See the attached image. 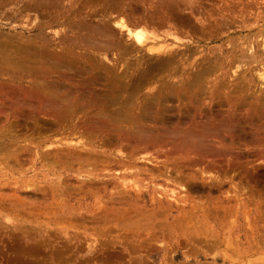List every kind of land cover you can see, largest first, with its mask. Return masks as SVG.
<instances>
[{"label":"rangeland","instance_id":"rangeland-1","mask_svg":"<svg viewBox=\"0 0 264 264\" xmlns=\"http://www.w3.org/2000/svg\"><path fill=\"white\" fill-rule=\"evenodd\" d=\"M50 1H48L49 4H46L48 5L46 9L37 5L46 3L47 0L0 1L2 3H0L2 39H6L9 42L8 45L16 46L22 44L26 38L28 40L33 35L42 33L40 35L46 38L56 39L57 50L64 48L69 52L68 56H71L72 59L77 58L76 62L83 60L90 63L95 62L100 67L104 65V68L105 65L116 67L115 56L119 53L117 50L113 49L107 55L106 50L100 48L101 50L98 52L103 56L107 55L108 61H106L101 55L99 57L93 55L89 58L84 56L87 54L88 48L84 50L81 46L88 41H92L94 44L99 42V38L95 39L93 34L92 37H88L90 34H86L85 31L88 32L92 27L94 28L102 18H110V22L108 19L107 23L111 28L115 26L113 22L122 18L131 30L143 32L145 40L141 39V41L144 42L146 49L155 47L157 53L151 55L153 56L151 60L154 62L155 59L162 58L164 53H161L165 48L170 46L175 49L181 46L176 49L184 51L185 54L187 51L183 49L197 51L192 56V62L188 59L189 63L196 61L195 64L200 66L204 64L205 66L208 65V61L204 60L205 57H212L211 60L216 59L220 48H229L227 44L233 40H236L237 44L243 43L244 36L254 39L255 50L264 58L263 47H260V42L262 44L264 40V0H146V2L145 0H56L57 2L52 0L57 4L50 3ZM106 2L107 4H105ZM32 3H34L33 8ZM22 5H26L24 7L30 5L31 7H29L34 10L32 11L28 7L26 10ZM155 5L157 6L155 7ZM157 14L160 15L161 20ZM157 16L160 21L157 25L162 26L159 28L157 25L152 26L154 22L158 21ZM220 17H224L226 20ZM142 18L143 20L144 18L150 19L148 21L145 19L148 23H152L150 27ZM222 21L224 22L220 24ZM42 24L44 25L42 26ZM79 24L83 27L79 28ZM222 25L225 27L222 28ZM36 26L38 29L35 28ZM218 27L221 28L218 29ZM226 27L228 30L225 29ZM174 30L176 32H173ZM39 31L40 33L36 34ZM250 31L255 35L254 33L252 35ZM168 32L174 37L173 39L169 34L166 35ZM119 33H121L120 40L125 43L122 46L127 45L126 42L131 43L132 39L124 35L125 31L120 30ZM152 34L159 35L156 37L157 41L156 39L152 41ZM119 42L117 40L118 44L122 43ZM145 48L142 50L143 53L140 52L142 57L146 58ZM141 54L135 53L132 56H127L124 61L118 59L120 65L119 67L117 65L118 70H121L124 66L121 67V65L126 60L128 61L125 62L126 64L134 65L136 60L138 63ZM202 55L205 56L202 58ZM215 66L216 60L214 61V70L205 78L206 82H216L218 73H216ZM239 67L241 68L239 69ZM239 67L234 66L229 69L226 83L235 82L246 85L247 81L258 82V89L260 87L262 89L264 83L259 76L260 73H264L263 61ZM235 68L239 71L237 72ZM242 72L245 76L240 79L238 78L241 76L239 73ZM234 87L237 88L235 85ZM147 91L148 88L142 90L141 94H145ZM205 101L203 107H207L208 99ZM206 107L201 109L202 112L207 110ZM198 111L196 107V112L198 113ZM174 112L176 111L174 110ZM26 116L24 114V118H27ZM84 118L74 120L79 124L80 121H84ZM28 120L26 123L23 121L18 124L12 121L9 122L12 125L8 126H5V122L2 123L3 119L0 120V151L2 149L0 152V264H264L263 144H261L262 147L243 145L247 148L242 147L240 143L228 144L226 150L229 147L231 149L232 146L235 148L229 149L231 152L226 154L228 155L227 161L226 155H224L223 158L212 157L216 160L211 158L213 161L209 162L214 163L219 172L220 176L218 180H215L216 168L205 169L202 173L199 167H186V164L178 161L179 164L174 162L168 165L169 169L166 170L159 163V160L164 157L161 152L155 153L153 150H149V154H147L148 150H137L133 152L136 157L131 156L133 153L126 148H121L122 152H119V145L111 144L112 146L104 147L105 144L101 142V139L102 141L105 139L101 136L93 137L91 147L88 146V149H85L80 145L82 140L79 136H69L67 132L64 134L65 130L61 129H58L57 132V130L55 131L56 127L52 130L48 128L49 130L38 135L35 130L36 126ZM42 121L48 122L45 119ZM29 125H31L30 129ZM69 125L66 124V126ZM4 127L6 131L13 130L12 133L10 131L2 132ZM16 131L19 132V136ZM49 132L50 134H47ZM20 133L24 134L20 135ZM58 133L63 134L62 137ZM261 137L263 135L258 138ZM23 140H26V143ZM59 140L62 142L60 143ZM36 141H40L41 144L40 142L37 144ZM95 141L98 142L96 145ZM8 142L13 143L10 145ZM67 142L68 147L66 146ZM237 144L243 149L237 148ZM71 146L76 151L81 147L83 150L85 149L84 151L80 150L83 155H80V151L77 154L73 153L75 151L73 149V152L70 151ZM65 147L69 149L66 150ZM12 149H17V151ZM61 149H64L63 153ZM245 149L246 151H244ZM232 150L234 153L240 154L237 156ZM7 151H11L12 154ZM254 151H260V154L257 152L259 156L255 155ZM98 152L99 154H97ZM120 153L123 154L120 155ZM230 153H233L231 156L234 160L231 159ZM251 154L252 156H250ZM88 155L89 158H87ZM2 156L5 158L2 159ZM143 160L145 161L142 162ZM148 161L149 163L152 161L153 164L150 163V165ZM154 161H158L157 165ZM228 163L230 167L234 165L241 167L242 165L239 171L243 176L239 177L238 169L233 171L226 165ZM197 169L198 172H196ZM199 171L201 176L198 175ZM205 172H208L210 176L214 174L212 179L209 177V180L215 181L211 183L207 179L209 175ZM202 176L205 177L200 178ZM232 176L234 178H231ZM208 183L210 184L208 185ZM238 188L240 190H237ZM185 201L186 203H184Z\"/></svg>","mask_w":264,"mask_h":264},{"label":"bare ground","instance_id":"bare-ground-1","mask_svg":"<svg viewBox=\"0 0 264 264\" xmlns=\"http://www.w3.org/2000/svg\"><path fill=\"white\" fill-rule=\"evenodd\" d=\"M0 1L3 2V0H0ZM48 1L49 0H47L46 3L42 2L43 4H40L37 6H42L43 9L44 8L46 9V7L48 6V5H46L48 3ZM32 2H35V1H32ZM52 2L55 3L54 1L51 0L50 3H52ZM145 2H146V0H145ZM55 4H57V3H55ZM105 4H107V2ZM32 5H34V3H32L31 6ZM22 6L24 7L26 5H22ZM29 6L30 5H28L27 7L32 10L33 6H32V8H30L31 6L30 7ZM56 6H58V5H56ZM103 6H105L104 3H103ZM109 6L111 8V5H109ZM156 6L157 5H155V7ZM27 7H24V8H26V10H27ZM155 7H154V9H155ZM1 9H3V8H1ZM107 9H108V7H107ZM22 10H25V9H22ZM50 12H51V10H50ZM13 14H14V12H13ZM154 15L156 16V14H154ZM157 15L160 17L159 14H157ZM3 16H4V14H3ZM131 16H132V14H131ZM8 17H9V14H8ZM159 17H158V21L154 22V24L152 26H155L160 22ZM147 18H148V16H147ZM147 18H144V20L142 18V20L146 21L145 19H147ZM220 18H222L223 20L225 19L224 17H220ZM108 19L110 22V18H108ZM108 19L102 18L100 21H98L97 25L94 28L89 27L91 29L88 32L85 31L86 34L87 33L90 34V35H88V37H90L93 34V37H95V39L99 38L98 39L99 42L98 43L96 42L95 43L96 45H95L94 42L92 43V41H88V42H86V44L84 43L81 47L84 50H85V48H88L87 54H84V56L86 55L88 58L90 56H93V55H94V57L95 56L99 57L101 54L98 51H100L101 49H105L107 55L111 52V50H113V49L117 50L119 53L116 52L118 54H117V56H115L117 59L115 64H117L119 67L120 65L118 64V59L120 61H124L125 59H127V56H130L132 53L133 54L138 53L139 55L141 54V52L143 53L142 50L145 48L143 41L145 39H143V32L141 33L138 31L131 30V28L126 25L125 21H123L122 18L118 19L117 21L114 20L115 22H113V24H115V26H113V28H111L110 25L107 23ZM148 20H150V19H147V21ZM160 20H161V17H160ZM140 21H141V19H140ZM163 21L165 22V20H163ZM139 22H138V24L141 23V22L140 23ZM146 22H143V23H146ZM223 22L224 21H222L220 24H222ZM44 23H46V22H44ZM228 23H229V21H228ZM150 24H152V23L151 22L148 23L149 27H150ZM170 24H168V25L171 26ZM43 25L44 24H42V26ZM83 25L85 27V24H83ZM83 25L81 26L79 24V26H80L79 28L83 27ZM116 25H117V27H116ZM144 25H146V24H144ZM223 25H226V24H223ZM223 25H222V28L225 27ZM231 25H232V23H231ZM231 25H229V26L231 27ZM159 26H158V28H159ZM219 26H221V25H219ZM160 27H162V26H160ZM35 28H37V26ZM152 28L156 29V27H152ZM219 28H221V27H218V29ZM227 28L228 27H226L225 29L228 30ZM168 29H169V27H168ZM174 29H176V28H174ZM42 30H43V28H42ZM85 30H87V29H85ZM120 30L125 31L124 35H127V37H131V39H132L131 43L126 42L128 44L122 46V44H125V43H123V41L120 40V37H119V35H121V33H119ZM176 30H178V29H176ZM173 32H176V31L174 30ZM38 33H40V31L36 32V34H38ZM253 33L254 32H251L252 35H253ZM40 34H42V33H40ZM40 34H38L36 36L33 35V37H30V38L28 37L29 38L28 40L26 38L22 44H19L16 46H14L12 44L8 45L9 42H7L6 39H2V34H0L1 35V37H0V120L1 121H2V119L4 120V121H2V123L5 122V126L10 125L11 123H9V122H12V121L17 122V124L19 122L23 123V121H25V123H26V121L29 119L28 121L32 122L36 126L35 130H36L38 135H41L46 130H49V129L52 130L53 128L56 127L55 131L57 130V132H58V129L59 130L61 129L63 131L65 130L64 134L67 132V134L69 136L70 135H73V136L77 135V137L79 136L82 140V142L79 141L81 143L80 145L84 146L85 149H88V146L91 147V144H92L91 139L93 137L95 138L96 136H101L105 139L104 141H102V139H101V142L103 144H105L104 147H106V145L108 147L111 144H116V145H119V148H120V150H118L119 152L121 151V148H123V149L126 148V149L130 150L131 153H133L137 150H144V151L148 150L147 154H149V150L150 151L153 150L155 153L161 152L164 155V157H163V159L160 158L162 160H159L160 161L159 163H161L162 164L161 166H164L163 168H165L166 170L169 169L168 165H171L174 162H177L179 164L178 161L186 164L187 165L186 167H193V168L199 167V169H201L200 171H202V173H204L205 169L207 170L209 168H211V169L216 168L215 175L212 174L211 175L212 177L210 176V174H208L209 171L205 172V173H207V175H209L207 178L208 180L210 178L212 179L213 175L215 177L214 179L218 180V177L220 175H219V172L217 170V167L214 163H209V162H212L213 161L212 159L219 158L222 156L224 157V155L229 154V152H231L230 150L233 149L234 146H232L231 149L229 147L228 150L229 149L230 150L228 151V150H226V147L228 144L233 145L234 143L235 144L240 143L242 145V147H245L246 145H251V147L252 146L253 147H256V146L262 147L261 144L264 145V86L262 87V89H261V87H260V89H258V86H257L258 82L254 83V82L247 81L246 85H245V83L236 84L233 81L234 83H232V84H234L237 87V88H235L234 85L230 84L229 82L226 83V78H228V71L231 67L236 66L238 68L240 65L246 66V65H249L250 63H256L257 64L260 61H263V63H264V58L261 57L259 55V53H257V51L255 50V46H254L255 41L252 38L249 39L246 36H244L245 39H244L243 43L242 42L239 43V41H238L239 44H237L236 40L235 41L233 40L234 42L230 41L227 44V47H229V48H220L219 52H218L219 54L216 55V59L213 57L216 60L215 69H216V73H218V75L216 76V82H206V79H205V78H207L206 76L214 70V61L215 60L214 59L211 60L212 57H209V58L205 57L204 60L208 61V65H205V66H204V64H202L203 66L195 64L196 61L194 63H189L188 59L191 60L193 58L192 57L193 54L197 53V51L192 52V49L190 47H189L191 49L190 51H189V49H183V50H186L188 52V53L186 52V54H185L184 51H178L176 49V48H179L181 46L176 47V48L174 47L175 49H173V48H170V46L168 48L167 47L168 45H167L166 47L168 49L165 48L162 53L160 52L161 54L164 53L162 58L155 59V62H154V60H151V58H153V56H151V55H154L155 53H157L155 47H154V49L152 48L153 50L151 48L150 49L145 48L146 52H147V54H145L146 52L144 53L146 55V58L142 57V54H141L139 62L137 63V60H136L139 58H136L134 65L126 64L125 62H128L126 60L125 62H123V64L120 63V64H122L121 67L124 65L122 67L123 69L120 67L121 70H118L117 65H116V67L114 65H112V66H106L105 65V68L103 67L104 65H102V67H103L102 68V67L98 66L95 62L90 63V62L83 61V60L76 62L77 58H73V59H75V60H73L71 58V56H68L69 52L67 50H65L64 48L57 50L58 46L56 44V39L51 40V39H49V37L46 38L45 36L40 35ZM86 34H85V38L87 37ZM163 34H165V33H163ZM167 34H169V36H171L170 32L166 33V35ZM171 34H173V33H171ZM220 35H221V33H220ZM254 35H255V33H254ZM157 36L159 37V35H157V34H152V36H151L153 39L152 41H154V39H156ZM244 37H242V38H244ZM11 38H13V37H11ZM80 38H81V36H80ZM173 38L174 37H172V39ZM239 38H240V36H239ZM242 38H241V41H242ZM127 39H129V38H127ZM141 39H143V41H141ZM175 39H176V37H175ZM11 40H13V39H11ZM117 40L120 41L119 43H121V42L122 43L118 44ZM177 40H178V37H177ZM124 41H127V40H124ZM156 41H157V39H156ZM14 43H15V41H14ZM261 46L263 47L262 49L264 50V40L262 41V44L260 42V47ZM154 50H155V52H154ZM91 53H92V55H89ZM158 54H159V52H158ZM107 55H104V56L101 55V57H103L104 60L108 61ZM184 55H186V56H184ZM204 56L202 55V58ZM117 57H119V58H117ZM156 57H157V55H156ZM144 58H145V61H144ZM192 60H191V62H192ZM106 61H105V64H106ZM200 63H203V62H200ZM101 64H103V63L101 62ZM142 64H145V65H142ZM260 64L262 65V62ZM107 65H110V64L107 63ZM258 67H261V66H258ZM240 68L241 67H239V69ZM239 69L238 70L236 69V71L238 72ZM236 71H234V72H236ZM239 74L241 75L240 77H238L240 79L242 76H245L244 72L239 73ZM229 77H230V75H229ZM233 77L236 78V76H233ZM259 78H261V80H263V83H264V73H260ZM232 79H234V78H232ZM230 80H231V78H230ZM230 80H228V81H230ZM243 80H241V81H243ZM146 88H148L147 93L141 94V91L146 90ZM233 93H235V94H233ZM207 99H208L207 107L206 106L203 107V104H205L204 101ZM174 103L176 105H172ZM196 107L199 110L198 113L196 112ZM205 107L207 110L205 112H202L201 109L205 108ZM174 110L176 112H174ZM24 114L27 115L26 116L27 118H24ZM78 116L79 117L82 116V117L80 119H78L79 118ZM76 118L78 120H81L84 118V121L82 120V121H80L79 124H77L76 120H74ZM44 119L47 120L48 122H43L42 120H44ZM73 122H75V123H73ZM17 124H13V125H17ZM66 124H68V125L70 124V125L66 126ZM30 126L31 125H29V127H28L29 129H30ZM19 129H21V127H19ZM3 130H2V132H4V133L7 131H10V132L13 131V130H9V129L6 131L5 127L3 128ZM14 130H17V129H14ZM10 132H8L9 135H11ZM16 132H18V131H16ZM22 132H24V131H22ZM26 132H27V130H26ZM59 133H60V131H59ZM22 134H24V133H22ZM22 134L20 133V135H22ZM47 134H50V132ZM51 135H50V137H51ZM62 135L59 134V136H61V137H62ZM68 135H67V137H68ZM260 135H263V137L258 138V137H260ZM18 136H19V132H18ZM56 136H58V135H56ZM13 137H14V135H13ZM74 139H76V138H74ZM258 139H261V140L259 141ZM5 140H6V138H5ZM39 140H41V139H39ZM48 140H49V138H48ZM66 141L70 142L71 140H66ZM97 141H95L96 143L94 142L95 145L98 143ZM17 142H19V141H17ZM36 142L34 143V146H35ZM39 142H37V144ZM59 142H60V140H59ZM61 142H62V140H61ZM254 142H256L255 143L256 145L254 144ZM12 143L8 142V144H10V145ZM24 143H26V140L24 141ZM14 144H16V143H14ZM40 144H41V142H40ZM63 144H65V143H63ZM75 144H76V142H75ZM75 144L74 145L72 144V145L76 146ZM77 144H79V143H77ZM99 144L101 145V143H99ZM238 144H237V146L235 145L237 148L240 147V146L238 147ZM6 145H7V143H6ZM31 145H29V146H31ZM67 145H68V142L66 143V146ZM243 145H245V146H243ZM42 147H44V146H42ZM67 147H65V148H67ZM69 147H70V145H69ZM242 147H240V148L243 149ZM245 148H247V147H245ZM17 149H18V147H17ZM17 149H14V150L12 149V150L17 151ZM34 149H35V147H34ZM68 149L69 148H67L66 150H68ZM70 149H71L70 151H72V152H73V150H75L72 148V146ZM249 149L252 150L251 148H249ZM256 149H258V148H256ZM80 150H83L82 147L80 148ZM80 150L78 148L77 151L75 150L76 152L74 151L73 153L77 154V153H79ZM107 150H108V148H107ZM128 150H125V151L128 152ZM1 151H2V149H1ZM61 151L63 153L64 149L63 150L61 149ZM70 151H69V153H70ZM102 151L105 152V150H102ZM114 151H115V149L113 150V152ZM227 151H228V153H227ZM244 151H246V149ZM10 152L11 151H9L8 153H10ZM252 152L253 151H251V153ZM257 152L260 154V151H256L255 155H258ZM80 153H81V151H80ZM88 153H90V152H88ZM123 153H125V152H123ZM233 153H234V151H233ZM233 153H230L231 159L233 158V156H231V154H233ZM261 153H263V152H261ZM11 154H12V152H11ZM66 154H67V152H66ZM97 154H99V152ZM122 154L120 153V155H122ZM144 154H145V152H144ZM234 154H236L238 156L240 153L239 154L234 153ZM249 154H250V152L248 153V155ZM252 154H254V153H252ZM252 154L250 156H252ZM55 155H57V154H55ZM80 155H83V154L81 153ZM118 155H119V153H118ZM125 155H126V153H125ZM3 156H2V159L5 158ZM10 156H12V155H10ZM72 156H73V154L71 155V157ZM131 156L136 157V155H134V153ZM131 156H129V158L131 160H133ZM159 156H161V155H159ZM237 156H236V158H237ZM120 157H122V156H120ZM140 157H143V156L140 155ZM212 157H215V158H212ZM87 158H89V155ZM90 158H91V156H90ZM100 158H102V157H100ZM225 158L227 161L228 155H226ZM236 158H235V160H236ZM140 159H142V158H140ZM74 160H75V158H74ZM94 160H95V158H94ZM123 160H124V158H123ZM229 160H230V158H229ZM233 160H234V158H233ZM144 161L145 160H143L142 162H144ZM7 162H8V160H7ZM37 162H38V160H37ZM51 162H52V160H51ZM151 162L152 161H150V163ZM156 162L158 163V161H156ZM156 162L154 161V163H156ZM148 163H149V161H148ZM157 163L155 165H157ZM177 163H175V164L177 165ZM224 163H225V161H224ZM243 163H245V161H243ZM151 164H153V163H151ZM175 164H173V165L175 166ZM200 164H203V165L201 166ZM204 164H206V165H204ZM209 164H211V165H209ZM226 165L228 167H230L229 163ZM253 165H255V164L253 163ZM96 166H100V165H96ZM125 167H127V166H125ZM241 167H242V165H241ZM241 167L234 165L230 168L233 171L238 169V174H240L239 177H241L242 174L239 171V168H241ZM5 168H7V167H5ZM193 168H191V169L193 170ZM211 169H209V170H211ZM200 171H199V173H200ZM196 172H198V169ZM199 173H198V175L201 176V173L200 174ZM245 173H247V172H245ZM231 174H234V172H231ZM224 175H225V173H224ZM203 177H205V176H202L200 178H203ZM231 178H234V177L232 176ZM172 181H173V178H172ZM205 181H206V179H205ZM214 181L212 180V182H214ZM222 181H223V179H222ZM205 184H207V183H205ZM209 184L210 183H208V185ZM217 184H219V183H217ZM236 185H238V184H236ZM240 186H242V185L240 184ZM185 187H186V185H185ZM239 188L237 190H240ZM249 200H251V199L249 198ZM244 201H245V199H244ZM188 202L189 201H187V203ZM190 202H191V200H190ZM190 202H189V204H190ZM184 203H186V201ZM192 209H195V208H192ZM172 222H174V221H172ZM233 222H234V220H233ZM187 223H188V221H187ZM190 223H191V221H190ZM202 225H203V223H202ZM195 228H197V227H195ZM204 230H206V229H204ZM158 232H159V230H158ZM158 232H156V233H158ZM203 233H205V232H203ZM190 234H192V233L190 232ZM196 234H197V231H196ZM192 236H194V235L192 234ZM199 236H201V235H199Z\"/></svg>","mask_w":264,"mask_h":264}]
</instances>
